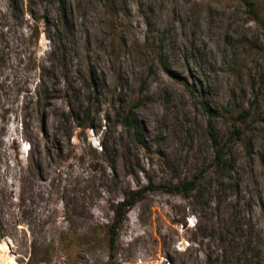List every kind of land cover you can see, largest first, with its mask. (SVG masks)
<instances>
[{
    "label": "rangeland",
    "instance_id": "obj_1",
    "mask_svg": "<svg viewBox=\"0 0 264 264\" xmlns=\"http://www.w3.org/2000/svg\"><path fill=\"white\" fill-rule=\"evenodd\" d=\"M0 264H264V0H0Z\"/></svg>",
    "mask_w": 264,
    "mask_h": 264
},
{
    "label": "trees",
    "instance_id": "obj_2",
    "mask_svg": "<svg viewBox=\"0 0 264 264\" xmlns=\"http://www.w3.org/2000/svg\"><path fill=\"white\" fill-rule=\"evenodd\" d=\"M131 126L135 129V133L137 136V139H139V127L137 126L136 122L131 121L130 122ZM213 135V134H212ZM223 154H222V150L218 151L217 154V159L222 161L223 159ZM196 183L197 180L193 179L191 181H188L186 183H183V185L181 186H168L165 184H160V185H154L152 184V182L148 185L145 186L143 188L137 189V190H132L129 191L125 196L124 199L118 203L117 205V213H118V218L117 220L113 223L112 227H111V235H110V244H111V248L114 247L116 241H117V236L119 233V229L121 226V223L123 221V216H124V212L127 208L133 206L134 204L137 203L138 200H140L141 198H143V196L154 189H163L169 192H174V191H178V192H182L184 194H188L189 192H191L192 190L195 189L196 187Z\"/></svg>",
    "mask_w": 264,
    "mask_h": 264
}]
</instances>
